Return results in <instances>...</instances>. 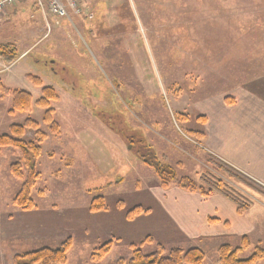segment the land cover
<instances>
[{
  "label": "rangeland",
  "instance_id": "374dc122",
  "mask_svg": "<svg viewBox=\"0 0 264 264\" xmlns=\"http://www.w3.org/2000/svg\"><path fill=\"white\" fill-rule=\"evenodd\" d=\"M84 10L71 20L50 16L49 34L33 0L12 4L0 16V45H12L19 54L12 61L0 58V80L33 96L30 110L14 112L13 97L0 96V134L27 118L48 134L35 160L40 177L31 210L15 203L23 181L11 166L20 151L0 146V264H17V256L58 248L68 238L66 264H95L94 249L110 239L111 251L99 264H128L130 244L148 235L154 241L140 246L146 254L158 243L167 250L198 247L167 240L155 215L127 219L137 206L151 213L155 190L184 189L182 181L205 190L216 181L228 185L239 204L225 196L237 210L264 215L261 204L253 205L264 203L263 183L209 157L200 147L204 131L202 138L190 135L202 118L207 122L205 111L215 100L235 105L238 98L230 95L245 88L264 100V0H86ZM43 86L59 94L51 103L56 133L36 103ZM33 134L27 130L24 136ZM129 135L170 167L167 185L141 157L146 148L130 145ZM97 195H104L107 210L91 211ZM257 233L261 237L206 238L198 248L205 264H220V246H239L247 236L250 248L240 254L247 258L256 246L264 249V221Z\"/></svg>",
  "mask_w": 264,
  "mask_h": 264
},
{
  "label": "crops",
  "instance_id": "0c3cea01",
  "mask_svg": "<svg viewBox=\"0 0 264 264\" xmlns=\"http://www.w3.org/2000/svg\"><path fill=\"white\" fill-rule=\"evenodd\" d=\"M230 96L238 98L237 104L215 100L205 111L207 122L202 118L198 131H204L206 137L200 147L209 157L229 166L237 174L259 180L264 185V100L246 88ZM155 191L152 196L156 206L147 216L159 217L158 225L164 230L166 239L176 245L196 244L199 247L200 241L206 238L261 237L257 226L264 221L262 212L254 217L241 214L237 205L219 192L205 197L177 187L169 191L159 187ZM255 203V209L257 204L264 208L263 202L256 200Z\"/></svg>",
  "mask_w": 264,
  "mask_h": 264
},
{
  "label": "trees",
  "instance_id": "16d2710c",
  "mask_svg": "<svg viewBox=\"0 0 264 264\" xmlns=\"http://www.w3.org/2000/svg\"><path fill=\"white\" fill-rule=\"evenodd\" d=\"M18 52L12 45H0V58L5 61H12L18 59ZM28 78L36 85L42 86L43 82L40 77L28 75ZM0 96L11 95L14 100L12 112L30 110L33 103V96L29 91L23 89H13L5 86L0 80ZM41 97L37 99L36 103L45 108L44 123L48 125L50 133H56L59 130V123L54 119V108L51 107L52 102L59 100V94L53 86H43L41 89ZM201 117V116H200ZM10 133L0 134V146H12L20 151V157L17 162L12 166L13 174L23 181L22 187L19 190V194L15 198V203L24 208L31 210L35 208L31 193L40 177V172H37L35 168V160L41 154L42 143L48 137V134L40 128L38 121L27 118L23 123H17L11 125ZM27 130L34 132L32 139L25 138ZM190 135L197 139L202 138L204 133L199 131L190 130ZM128 143L133 145L134 143L141 144L146 148V153L142 154L144 162L151 167H154L163 179L164 185H167L166 175L167 171H171L170 167L166 164H162L157 159L152 147L145 145L141 140L135 139L133 135L127 136ZM223 184V183H222ZM216 181L210 185L209 190H205V187L199 188L192 182L182 181L181 186L191 192L200 191L204 194H211L212 192L222 193L233 201L237 199L233 196L228 185ZM107 210V203L104 195H97L91 203V211ZM244 209L239 208V213L242 214ZM149 208H143L142 206L134 207L127 213V219L133 218L149 213ZM71 238L65 240L58 248L43 247L31 252H27L24 255H19L16 258L17 264H66L68 253L71 249ZM112 239L107 240L102 245H99L94 249V253L91 260L95 264H99L100 261L111 251ZM154 241L153 237L148 235L144 242ZM130 244L133 251V257L128 264H205V252L203 249L193 247L189 249H183L179 247L167 248L158 243L155 251L146 254L140 247L142 243ZM251 241L247 236L242 237V243L239 246L233 247L230 244H223L218 250L219 263L220 264H256L263 262L264 264V249L259 245L255 247L254 252L247 258H240V254L250 248ZM118 264H125L123 260H120Z\"/></svg>",
  "mask_w": 264,
  "mask_h": 264
},
{
  "label": "built area",
  "instance_id": "2783aa9c",
  "mask_svg": "<svg viewBox=\"0 0 264 264\" xmlns=\"http://www.w3.org/2000/svg\"><path fill=\"white\" fill-rule=\"evenodd\" d=\"M24 0H0V16L7 13V9L15 3ZM43 18L47 21L46 31L49 34L52 30L50 16L71 20L72 17L82 14L83 5L86 0H33Z\"/></svg>",
  "mask_w": 264,
  "mask_h": 264
}]
</instances>
